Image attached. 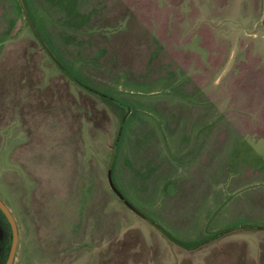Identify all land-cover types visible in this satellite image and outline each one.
I'll return each mask as SVG.
<instances>
[{
  "label": "rangeland",
  "instance_id": "obj_1",
  "mask_svg": "<svg viewBox=\"0 0 264 264\" xmlns=\"http://www.w3.org/2000/svg\"><path fill=\"white\" fill-rule=\"evenodd\" d=\"M0 198L11 264H264V0H0Z\"/></svg>",
  "mask_w": 264,
  "mask_h": 264
},
{
  "label": "water",
  "instance_id": "obj_2",
  "mask_svg": "<svg viewBox=\"0 0 264 264\" xmlns=\"http://www.w3.org/2000/svg\"><path fill=\"white\" fill-rule=\"evenodd\" d=\"M0 210L4 214L7 222L9 223L10 229H11V242H10V247H9V250H8V254H7L6 260L4 262V264H11L12 263V260L14 258L16 244H17V237H18L17 226H16V222L14 220V217L12 216L10 210L8 209V207L2 201L1 198H0ZM162 231H164V230H162ZM167 235L170 238H172L169 234H167Z\"/></svg>",
  "mask_w": 264,
  "mask_h": 264
},
{
  "label": "trees",
  "instance_id": "obj_3",
  "mask_svg": "<svg viewBox=\"0 0 264 264\" xmlns=\"http://www.w3.org/2000/svg\"><path fill=\"white\" fill-rule=\"evenodd\" d=\"M8 223V222H7ZM9 224V223H8ZM10 227V226H9ZM10 231H11V229H10ZM11 235V234H10ZM8 250H9V247H8ZM7 253H8V251H7ZM7 253H6V255H7ZM7 257V256H6ZM4 262H5V260H4Z\"/></svg>",
  "mask_w": 264,
  "mask_h": 264
},
{
  "label": "flooded vegetation",
  "instance_id": "obj_4",
  "mask_svg": "<svg viewBox=\"0 0 264 264\" xmlns=\"http://www.w3.org/2000/svg\"><path fill=\"white\" fill-rule=\"evenodd\" d=\"M1 211V210H0ZM1 213H2V211H1ZM3 214V213H2ZM4 215V214H3ZM10 247V246H9ZM8 254V253H7ZM6 260V259H5ZM4 264V263H3Z\"/></svg>",
  "mask_w": 264,
  "mask_h": 264
}]
</instances>
